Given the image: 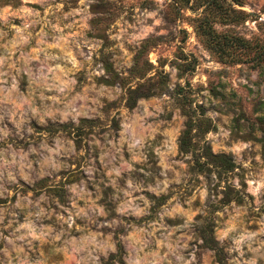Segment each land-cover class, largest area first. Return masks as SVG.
Here are the masks:
<instances>
[{"label":"rangeland","instance_id":"1","mask_svg":"<svg viewBox=\"0 0 264 264\" xmlns=\"http://www.w3.org/2000/svg\"><path fill=\"white\" fill-rule=\"evenodd\" d=\"M205 235L264 264V0H0V264H219Z\"/></svg>","mask_w":264,"mask_h":264},{"label":"trees","instance_id":"2","mask_svg":"<svg viewBox=\"0 0 264 264\" xmlns=\"http://www.w3.org/2000/svg\"><path fill=\"white\" fill-rule=\"evenodd\" d=\"M102 80L105 82H109L112 84V80L107 79L105 77H102ZM156 88L150 89L147 88L146 90H143L140 88V86H135L133 88H129L126 96V102L129 107H133L135 104V101L140 96H148L150 94H153L156 91ZM95 119L93 118H86L82 117L79 119V122L77 124L69 122H63V123H56V122H50L47 126H49L52 130H65L68 133H72L76 141H79L82 137V134L85 133L87 130L84 129L85 125H88V128L91 127V123L94 122ZM188 130H184V132L181 135L180 143L181 147L185 149L186 139L185 136L187 135ZM185 143V144H184ZM201 155H204L207 160L203 161L199 164L200 170H211L212 167H215L218 172H228L233 169L234 162L231 159V156L225 152H212L208 146L205 147L203 153ZM227 190L225 191L226 196L228 199L231 198V196H234V198L238 201L241 200V195L238 193V189L233 188L230 184H227ZM205 244H207L210 248H213L215 250V255L217 260L219 261V264H223V254L221 248L217 245L216 241L213 239L212 236H204L203 237ZM121 247H118V250H120Z\"/></svg>","mask_w":264,"mask_h":264}]
</instances>
